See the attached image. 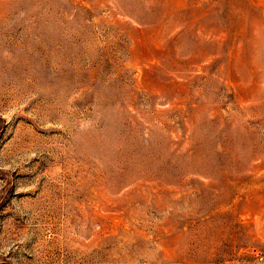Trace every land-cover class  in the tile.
I'll return each mask as SVG.
<instances>
[{
  "label": "rangeland",
  "instance_id": "374dc122",
  "mask_svg": "<svg viewBox=\"0 0 264 264\" xmlns=\"http://www.w3.org/2000/svg\"><path fill=\"white\" fill-rule=\"evenodd\" d=\"M0 264H264V0H0Z\"/></svg>",
  "mask_w": 264,
  "mask_h": 264
}]
</instances>
